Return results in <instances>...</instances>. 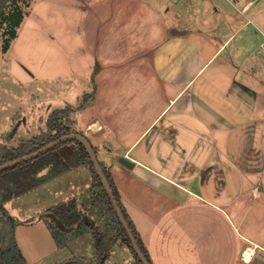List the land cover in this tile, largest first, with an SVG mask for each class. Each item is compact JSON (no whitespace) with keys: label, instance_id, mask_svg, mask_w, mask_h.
<instances>
[{"label":"crops","instance_id":"1","mask_svg":"<svg viewBox=\"0 0 264 264\" xmlns=\"http://www.w3.org/2000/svg\"><path fill=\"white\" fill-rule=\"evenodd\" d=\"M189 4L128 0L118 9L114 43L128 44L127 53L102 64L121 63L123 71L102 86L96 76L92 109L100 115L85 124L101 127L89 137L82 130L153 264H264V13L197 16ZM171 17L185 27L170 25ZM125 80L134 81L128 90ZM125 247L113 248L105 264H130Z\"/></svg>","mask_w":264,"mask_h":264},{"label":"rangeland","instance_id":"2","mask_svg":"<svg viewBox=\"0 0 264 264\" xmlns=\"http://www.w3.org/2000/svg\"><path fill=\"white\" fill-rule=\"evenodd\" d=\"M250 1L189 0V5L193 8L192 13L195 7L197 16L200 11L207 9H222L230 11L229 14L235 12L244 16L253 10H263L264 13V0H253L250 7L252 9L242 13ZM127 4L128 0H16V5L21 6L25 13L17 28L18 33L8 47L5 46L9 35L0 34V161L14 158L4 162L8 163L36 152L32 151L34 139L39 138L35 145L47 142L50 134L54 132L50 130L47 120L57 109L74 108L75 111L68 115L72 121L68 123L72 126L73 133H92V124L85 123L89 120L96 121L95 118L100 115L92 109L97 85L93 88V84L97 83V78L100 86L108 81L116 83V79L111 76L114 72L121 74L123 71L121 63L106 66L102 64V60H106L112 53L119 58L127 53L125 48L128 44H122V41L119 44L114 43L117 30L113 23L118 9ZM16 5L12 4L7 12H12ZM221 15L224 20L227 19L226 15ZM120 17L125 21L131 19L130 15L125 14ZM245 17L244 20H247L248 17ZM194 18L189 19V22L192 20L196 25ZM231 19L236 18L232 16ZM259 21H264V14ZM171 23L179 28L186 25L172 17L169 24ZM7 26L8 23H4L1 32ZM187 26L194 25L189 23ZM250 26L247 27L248 30H251ZM222 29L223 34H226V30H229L226 23ZM258 33L260 42L264 39V33ZM217 34H221V31ZM247 39L248 37L244 38L241 47L252 44L254 36L252 35L251 41ZM165 46L173 45L167 44L162 48ZM231 47L233 48L232 44L229 48ZM176 48L170 52L173 53ZM148 52L153 54L152 58L155 57V50ZM162 61L166 60L159 54L158 62ZM232 72L227 71L228 79ZM133 82L125 80L127 90ZM246 93L249 100L255 99L254 95ZM94 124L99 125L98 122ZM121 140L119 137V143H122ZM124 140L126 141L125 138ZM35 158L0 171V178L14 177L19 185L24 181L19 180V177L27 174ZM86 169L91 171L92 176L87 173L92 186L95 174L91 165L79 164L8 200L3 210L1 200L4 191L0 186V250L13 254L11 252L16 249L13 243L16 241L27 264H96V238L90 226L95 229L99 224H105L106 218L102 217L103 209L94 204L95 201L90 195L93 189L90 187V193L86 190L88 182L83 177ZM46 172L43 169L38 171V175ZM71 201L76 203L77 211L87 218H82L74 228L67 229L59 222L57 207ZM99 219H102L101 222ZM227 233L230 235L229 230ZM230 239L232 240L231 237ZM226 244L231 243L229 241ZM120 245L127 246V256L131 258L129 263H134L136 258L131 246L120 240L114 248ZM4 257L0 256V264H20V261H7Z\"/></svg>","mask_w":264,"mask_h":264},{"label":"trees","instance_id":"3","mask_svg":"<svg viewBox=\"0 0 264 264\" xmlns=\"http://www.w3.org/2000/svg\"><path fill=\"white\" fill-rule=\"evenodd\" d=\"M16 5V0H0V34H8L9 38L7 39V44L5 47L9 46V43L12 39H14L18 33L17 28L22 23V20L24 19L25 13L23 11V8L21 6L15 7V9L8 13L7 9L12 5ZM4 23H8V26L4 32H1L2 26ZM85 103L82 106H84ZM74 108H61L53 111L48 120L47 124L50 128V130H54L52 134L48 137L47 142L38 143L35 145L38 139H34V148L32 151H37L38 149L42 148L43 146L49 144L50 142L64 136L72 132V126H70L71 118L68 116L71 112H74ZM69 122V123H68ZM72 122V121H71ZM75 133H79V131H76ZM80 134H83L80 132ZM85 135V134H83ZM95 150V148H94ZM96 152V150H95ZM11 159H7L6 161L1 160L0 165L4 162H7ZM36 162L33 161V165L30 164V169L28 170L27 174H24L19 177V180H24L23 182L19 183L16 182L17 180H14L13 178H10V176H5V179L0 178V186L3 192L2 197V210L4 209V205L8 200L13 199L15 196H18L19 194L29 191L33 189L34 187L40 185L44 181L51 179L59 174H62L72 168L73 166H77L79 164H89L91 165L93 172L95 174V181L92 186L93 189V196L95 205L98 208L103 209L102 217L106 218L105 224H99L97 228L92 227V232L96 238V246H97V260L96 264H105L107 259L111 256L112 250L114 246L119 243L121 240L122 242H127L133 252L134 256L136 258V261L132 264H143L142 260L139 258L138 254L133 248L132 242L129 238V235L124 228L123 224L121 223L119 216L117 212L115 211L109 195L107 191L105 190L96 170L94 167V164L91 160V157L89 153L87 152L85 146L77 139L70 138L65 141H62L58 145L52 147L51 149L45 151L44 153L39 154L35 158ZM100 161V160H99ZM106 176L108 177L111 185V179L110 176L106 170V167L100 162ZM47 170L46 173L43 175H38V171L41 170ZM7 181L8 184L5 185V182ZM14 183L17 185L15 186ZM113 187V185H112ZM116 198L122 208V211L131 227V229L134 232V235L137 239V242L144 252L145 256L149 260L150 264H153L150 254L147 251L146 247L144 246V243L139 236L138 232L135 230V227L130 220L129 216L123 209V206L121 202L119 201V198L117 197V194L115 193ZM75 210V211H74ZM76 203L74 201L69 202V204L63 203L57 207V215H59V222L62 223L64 228L69 229V227L74 228V225H77L79 221H82V218H87L86 215L83 213L77 211ZM102 219H99V222H101ZM104 225V228L103 226ZM74 226V227H73ZM53 228V227H52ZM15 233V231H14ZM55 234V233H54ZM56 235V234H55ZM13 244H15V250L10 254L6 253L3 250H0V256H5L4 258L7 261L16 260L17 262L20 261V264L26 263V259L24 258V255L22 254L20 248L18 247L17 242L15 241ZM3 258V257H2ZM82 263V262H81Z\"/></svg>","mask_w":264,"mask_h":264},{"label":"water","instance_id":"4","mask_svg":"<svg viewBox=\"0 0 264 264\" xmlns=\"http://www.w3.org/2000/svg\"><path fill=\"white\" fill-rule=\"evenodd\" d=\"M70 138H74V139L79 140L85 146V148H86L87 152L89 153L91 160L94 164L95 170H96L105 190L107 191V193L109 195L110 201H111L115 211L117 212L121 223L123 224L124 228L126 229L128 235H129V238L132 242L134 250L138 254L139 258L142 260L143 264H150L149 260L147 259L144 252L140 248V246L137 242V239L134 235V232L131 229V227H130V225H129V223H128V221H127V219H126V217L122 211V208H121V206H120V204L116 198L114 189H113L108 177L106 176L101 164H100V161L98 159V156L94 150V147H93L91 141L85 135L80 134V133H70V134L64 135V136L50 142L49 144L45 145L44 147L38 149L36 152H34L28 156L20 157L16 160L8 162V163L1 164L0 165V171L7 169L10 166H13V165L22 163L24 161L30 160L34 157H37L39 154L51 149L52 147L58 145L62 141H65V140L70 139ZM120 161L131 166V163L124 158H121ZM79 264H83V263H79Z\"/></svg>","mask_w":264,"mask_h":264},{"label":"bare ground","instance_id":"5","mask_svg":"<svg viewBox=\"0 0 264 264\" xmlns=\"http://www.w3.org/2000/svg\"><path fill=\"white\" fill-rule=\"evenodd\" d=\"M93 126H95V124H92V126L91 127H93ZM251 251L250 250H248L247 252H245V258L247 257L248 259L249 258H251Z\"/></svg>","mask_w":264,"mask_h":264},{"label":"built area","instance_id":"6","mask_svg":"<svg viewBox=\"0 0 264 264\" xmlns=\"http://www.w3.org/2000/svg\"><path fill=\"white\" fill-rule=\"evenodd\" d=\"M262 50L264 51V41L262 42V46H261Z\"/></svg>","mask_w":264,"mask_h":264}]
</instances>
